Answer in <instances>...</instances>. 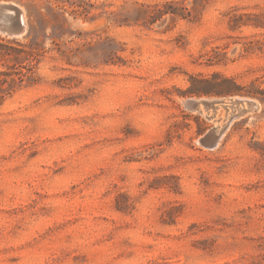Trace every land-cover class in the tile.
Returning <instances> with one entry per match:
<instances>
[{
  "label": "rangeland",
  "instance_id": "rangeland-1",
  "mask_svg": "<svg viewBox=\"0 0 264 264\" xmlns=\"http://www.w3.org/2000/svg\"><path fill=\"white\" fill-rule=\"evenodd\" d=\"M0 2V264H264V0Z\"/></svg>",
  "mask_w": 264,
  "mask_h": 264
},
{
  "label": "water",
  "instance_id": "water-1",
  "mask_svg": "<svg viewBox=\"0 0 264 264\" xmlns=\"http://www.w3.org/2000/svg\"><path fill=\"white\" fill-rule=\"evenodd\" d=\"M27 32V24L24 19L22 9L13 2H0V34L8 38H19ZM185 108L196 111L207 119L216 122V112L220 108L231 107L233 112L224 119L223 123H218L209 129L199 140V144L207 148H215L221 140L230 122L252 110H257V102L252 99L231 97L224 99H187L183 102Z\"/></svg>",
  "mask_w": 264,
  "mask_h": 264
},
{
  "label": "trees",
  "instance_id": "trees-1",
  "mask_svg": "<svg viewBox=\"0 0 264 264\" xmlns=\"http://www.w3.org/2000/svg\"><path fill=\"white\" fill-rule=\"evenodd\" d=\"M167 10H165V12L163 13H167L166 12ZM170 13H173V12H170ZM21 51V50H20ZM38 55H41L40 52H38L36 49H34L33 47L29 46V51L27 52V56L30 58V61H37V56ZM30 71V70H29ZM216 76V75H215ZM214 76V77H215ZM20 81H22V78H20ZM207 82V81H205ZM209 82V81H208ZM223 82H227V79H223ZM200 93H203V94H206V95H209V94H212V93H215V94H220L219 92H210V91H201V92H197V94H200Z\"/></svg>",
  "mask_w": 264,
  "mask_h": 264
}]
</instances>
